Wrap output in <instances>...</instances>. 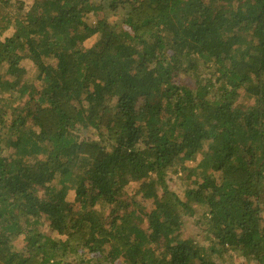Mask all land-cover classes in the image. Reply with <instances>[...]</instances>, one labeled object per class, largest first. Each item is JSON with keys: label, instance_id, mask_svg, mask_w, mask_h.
<instances>
[{"label": "trees", "instance_id": "trees-1", "mask_svg": "<svg viewBox=\"0 0 264 264\" xmlns=\"http://www.w3.org/2000/svg\"><path fill=\"white\" fill-rule=\"evenodd\" d=\"M11 29L0 264H264V0H0Z\"/></svg>", "mask_w": 264, "mask_h": 264}, {"label": "rangeland", "instance_id": "rangeland-1", "mask_svg": "<svg viewBox=\"0 0 264 264\" xmlns=\"http://www.w3.org/2000/svg\"><path fill=\"white\" fill-rule=\"evenodd\" d=\"M20 1L25 2L27 5H30L33 2V0H20ZM12 33H13L12 29L8 30L3 35L0 36V39L4 40V38L11 36ZM97 40H98V36H94L91 39L85 41L82 46L85 48H89ZM21 66H23L26 69V74L23 77L22 83H29V84L32 83L35 85L38 84V81H37L38 73H37V70L34 64L30 60H23L21 62ZM81 135L83 138H88L92 135V132L91 131L83 132V133L81 132ZM201 160H202V156L198 155L195 160L185 163V168H187L188 170H194L198 166V164L201 162ZM183 177H184L183 173L180 172L179 174L169 176L167 179L170 189L174 192H179L180 196H182L183 190L186 187L191 186L192 184V181L191 183L186 182V181H181ZM74 197H75L74 191L69 192V200L71 202L74 201ZM95 209L98 212V214L101 216V218H106L107 215L109 214V208L105 206L104 204L99 203L98 205L95 206ZM44 230L46 234H50L49 230H47L46 228H44ZM184 232H185L186 237L193 238L198 241L203 239L202 230L193 222V220L186 221L184 225ZM14 244L17 250H22L25 244L24 237H20L16 239L14 241ZM205 245H207V243ZM82 253L84 254L85 257H88V258H91L93 256V255H89L87 251H83ZM214 258H217L218 264H257L256 261L244 258L240 256L239 254H227L226 253L225 255L221 254V255L214 256ZM121 263L122 262L119 261L116 264H121Z\"/></svg>", "mask_w": 264, "mask_h": 264}]
</instances>
